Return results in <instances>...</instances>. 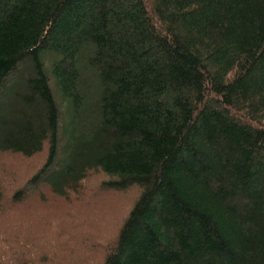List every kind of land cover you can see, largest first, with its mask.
Masks as SVG:
<instances>
[{
	"label": "trees",
	"instance_id": "16d2710c",
	"mask_svg": "<svg viewBox=\"0 0 264 264\" xmlns=\"http://www.w3.org/2000/svg\"><path fill=\"white\" fill-rule=\"evenodd\" d=\"M45 142L139 189L104 264H264V0H0V151Z\"/></svg>",
	"mask_w": 264,
	"mask_h": 264
},
{
	"label": "rangeland",
	"instance_id": "374dc122",
	"mask_svg": "<svg viewBox=\"0 0 264 264\" xmlns=\"http://www.w3.org/2000/svg\"><path fill=\"white\" fill-rule=\"evenodd\" d=\"M65 156L60 150L50 173ZM47 157V142L30 156L0 151V264H104L138 187L110 188V175L91 169L76 191L59 195L49 172L37 174Z\"/></svg>",
	"mask_w": 264,
	"mask_h": 264
}]
</instances>
